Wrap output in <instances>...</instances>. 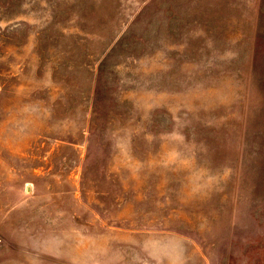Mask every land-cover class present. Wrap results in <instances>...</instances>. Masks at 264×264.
Returning a JSON list of instances; mask_svg holds the SVG:
<instances>
[{
  "label": "rangeland",
  "instance_id": "rangeland-1",
  "mask_svg": "<svg viewBox=\"0 0 264 264\" xmlns=\"http://www.w3.org/2000/svg\"><path fill=\"white\" fill-rule=\"evenodd\" d=\"M0 264H264V0H0Z\"/></svg>",
  "mask_w": 264,
  "mask_h": 264
}]
</instances>
